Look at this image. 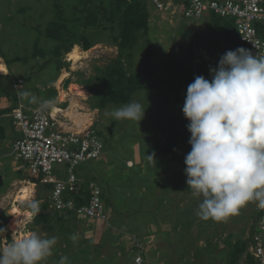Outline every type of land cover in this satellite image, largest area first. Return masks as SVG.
<instances>
[{"label": "rangeland", "instance_id": "374dc122", "mask_svg": "<svg viewBox=\"0 0 264 264\" xmlns=\"http://www.w3.org/2000/svg\"><path fill=\"white\" fill-rule=\"evenodd\" d=\"M142 1L147 6V16L139 19L138 26L141 25L132 31L133 38L124 42L123 14L109 20L115 0H0V59L2 63L7 60L13 69L3 85L8 90L10 85L13 98L28 91L37 97L34 105L39 106L42 99L53 100L56 107L64 110L69 100L57 104L64 82L56 84L63 72L68 73L71 84L80 89L75 90L79 112L89 115V125L84 129L98 134L103 141L102 157L91 168L89 162L83 163L76 173L87 181L93 179L101 188L106 212L112 207L110 217L117 218L120 213L124 217V226L118 224V231L105 228L107 221L98 225L80 218H76L78 223L66 220L61 226L53 224L51 230L41 229L31 223L28 205L35 200L40 206L43 197L39 195L44 192L37 185L31 186L32 196L24 203H16L17 191L28 183L32 185L33 179L26 174L25 164L17 160V182L10 185L8 178L1 179L6 164L0 162V229L4 230L0 232V251L15 239L36 233L42 238L57 239L53 255L43 264H59L61 257H67L70 264H130L138 249L145 252L147 264H233L228 255L232 246L224 244L225 238L229 237L233 244L250 237L256 223V203L248 204L226 222H216L198 215L202 197H195L192 190L183 191L181 186L173 191L175 184H186L185 169L182 179L179 172L191 151L189 121L182 111L187 87L198 75L211 80L210 67H217L221 56L238 46L225 38V23L221 20L220 25L206 19L187 20L179 13L155 12L149 0ZM92 14L96 20L90 25L87 21ZM48 22L65 24L67 40L82 52L78 65L67 58L72 48L68 52L55 50V43L45 35ZM259 26V35L264 37V23ZM35 44L38 48L33 47ZM111 66L121 72L123 69L125 78L134 86L124 101L103 103L94 80ZM17 78L23 80L22 89L14 88ZM51 88L55 93L50 92ZM70 93L69 99L73 97ZM132 101L145 107L140 122L115 121L109 114ZM53 116L62 130L78 131L68 117ZM13 159L11 155L9 160ZM54 169L65 176L63 165ZM14 205L22 212L19 220L14 222L9 217L2 221L3 212ZM94 235L103 237L100 244L104 247L95 260L81 255ZM243 263L244 259H240L237 264Z\"/></svg>", "mask_w": 264, "mask_h": 264}, {"label": "clouds", "instance_id": "9594fccd", "mask_svg": "<svg viewBox=\"0 0 264 264\" xmlns=\"http://www.w3.org/2000/svg\"><path fill=\"white\" fill-rule=\"evenodd\" d=\"M209 72L211 80L198 75L188 85L182 108L191 133L186 183L195 197H202L201 219L226 222L250 203L264 210V57L243 47L229 50ZM19 96L37 103L28 91ZM38 110L54 113L55 101H40ZM109 114L115 121L140 122L145 107L132 101ZM28 206L33 215L39 213L38 201ZM56 244L54 236L28 234L0 251V264H43ZM59 264L70 262L61 257Z\"/></svg>", "mask_w": 264, "mask_h": 264}, {"label": "built area", "instance_id": "2783aa9c", "mask_svg": "<svg viewBox=\"0 0 264 264\" xmlns=\"http://www.w3.org/2000/svg\"><path fill=\"white\" fill-rule=\"evenodd\" d=\"M155 12L179 13L187 20H200L211 14L223 20H232L237 41L255 56L264 57V38L258 26L264 23V0H149ZM256 45L257 48L254 46ZM19 79L15 89L22 86ZM20 136L11 145L15 160L25 164L31 177L40 176V184H51L46 200L50 208L58 212L86 220L106 221L107 212L101 188L95 181L85 184L78 179L76 170L83 163L96 161L103 155L101 137L88 129L62 130L59 120L51 112L29 110L21 103L10 114ZM132 165L131 162H127ZM56 165L65 167V177ZM85 190L84 203L77 205L76 196ZM75 195V197H74ZM80 196V195H79ZM255 230L248 247L255 264H264V210L255 208ZM131 264H147L142 251L132 256Z\"/></svg>", "mask_w": 264, "mask_h": 264}, {"label": "trees", "instance_id": "16d2710c", "mask_svg": "<svg viewBox=\"0 0 264 264\" xmlns=\"http://www.w3.org/2000/svg\"><path fill=\"white\" fill-rule=\"evenodd\" d=\"M146 7H147L146 4H144L142 0H115V9H114L112 16H110L109 20L113 21L116 15L120 13L123 14L122 37H123L124 42L129 41L131 40V38H133L131 34L133 30L139 29L138 27L141 25L140 23L138 26L139 19L145 18L147 16ZM210 17L217 25H220V20L223 21L225 23L224 24V28L226 32L225 38L229 42L235 43L236 46H238V48L243 47V45H241L237 41V32L235 30L232 20L231 22L225 21L217 16H214L213 14H211ZM95 20H96V17L92 14L91 16H89L87 23L90 25L95 24ZM257 28H258V33H259L260 26H258ZM66 33H67V27H65L64 23L48 22L46 24L45 35L51 38L52 41L55 43V50L64 49L66 52H68L72 48V46L75 45L73 44L72 41L67 40L69 37L66 36ZM119 43H122V40ZM33 47L38 48V45L36 46L35 44ZM87 49L88 48L86 47L83 50H87ZM55 52L58 53L60 51H55ZM6 62H5L6 65H9L8 64L9 62L7 60ZM124 74L125 73L123 69L121 72V69H116L115 66H111L109 70H107L106 73L100 74L99 77H97L94 80L95 81L94 85L97 89L96 92L98 93L97 95L102 98L103 103H106V102L118 103L128 98L130 89L132 86H134V84L130 79L125 78ZM19 79L21 78L16 79L15 82H17V80ZM23 84L24 83H22V85ZM103 91H104V94L102 93ZM50 92L55 93V90L51 88ZM15 95L16 96L14 99L17 105L16 107H18V105L21 103H25L27 106L36 107V105L30 102H26V100L22 102L19 94H15ZM24 107L26 108L25 105ZM27 175L30 176L28 173ZM31 178L33 179V183H35L37 187L40 188L42 192H44L43 195L42 194L39 195L40 198L41 196L43 197V202L39 206V209H40L39 213L33 217L32 223L34 225L39 226L41 229H44V230H51L55 226L53 224H59L58 226H61L60 224L66 220L76 221L77 217L71 215L68 212L61 213V212L55 211L54 209L50 208L48 201L44 200V197L47 198L48 193L51 191V188H52L51 184H44V185L40 184V181H39L40 176L31 177ZM79 195H78V198L77 196L75 198L77 205L84 203L82 196L86 198V196L88 195V192L85 190H82L79 193ZM4 218L5 217L2 214L1 215L2 221L4 220ZM5 222H6V219H5ZM254 230L255 229L253 228L251 229L250 237L247 240H237L233 244H231V242L229 241V237L225 238L224 244H226V246H232L231 251L228 253V255H230L231 263L237 264L238 260L244 259L243 264H255L254 258L248 252V247L251 241V237L254 234Z\"/></svg>", "mask_w": 264, "mask_h": 264}, {"label": "crops", "instance_id": "0c3cea01", "mask_svg": "<svg viewBox=\"0 0 264 264\" xmlns=\"http://www.w3.org/2000/svg\"><path fill=\"white\" fill-rule=\"evenodd\" d=\"M203 19H206V20H210L211 22H214L212 19H211V17H204V18H202V19H200V20H203ZM215 23V22H214ZM216 24V23H215ZM4 65L6 66V69H8L7 70V73H0V162H1V164L2 163H5L6 165V167L4 166V171H3V173L4 174H2L1 175V179L2 180H5L6 178H8V182L9 181H11L10 182V185H15L16 184V182H17V180H16V178L14 177L15 176V170H17L16 168H18L17 167V160H9L10 158H11V145H12V142L18 137V136H20V134H19V131H18V129H17V126H16V124H15V122L13 121V119L11 118V116H10V114H11V111L14 109V108H16V103H15V99L13 98V96H12V93H10V92H13V90L11 89V87H10V85H9V90L7 89L8 88V86H5V85H3V81H5V79L6 80H8L9 81V79H8V77H11V75H12V73H13V69L9 66V65H6V63H4ZM9 71V72H8ZM12 79V78H11ZM18 79V78H17ZM10 82H11V80H10ZM14 82V84H15V81H13ZM7 84V83H6ZM13 84V83H12ZM15 88V87H14ZM69 88V87H68ZM15 90V89H14ZM16 93V92H15ZM60 100L61 99H59L58 100V105H60V104H62V103H60ZM23 105H25L26 106V108L27 109H29V110H33V109H39V106H36V107H32V106H27L25 103H22ZM59 114H62V113H59ZM62 116H64L63 114H62ZM65 117V116H64ZM65 118H67V117H65ZM64 125L66 126V127H68L67 126V124H65L64 123ZM68 128H70V127H68ZM71 129V128H70ZM99 160V159H98ZM98 160H96V161H98ZM96 161H93V162H89V163H87V164H89V166H90V168L92 167V164L94 163V162H96ZM11 163V164H10ZM0 164V165H1ZM24 164V163H23ZM186 168V166H184V165H182L181 166V170H180V178L182 179V174H183V169H185ZM7 169V170H6ZM6 172L8 173V174H6ZM27 173V172H26ZM185 174V173H184ZM185 176H186V174H185ZM77 177H78V179H80L81 181H83L84 182V186H85V184L87 183V182H89V181H94L93 179L91 180V179H89V181H87V179H83V176L82 175H80V174H78L77 173ZM186 181H187V176H186ZM177 185V186H176ZM178 186L180 187H182V190L183 191H187V190H191V189H189V187H188V185H187V183L186 184H184L183 185V183H181V184H175V186L173 187V191H177V190H179V188H178ZM162 188H165V187H163L162 186ZM172 189V188H171ZM168 191V190H167ZM167 194V193H166ZM103 195V194H102ZM156 201V203L158 202L157 201V199L155 200ZM158 204V203H157ZM163 204V200H161L160 201V205H159V207H161V205ZM106 205V204H105ZM111 209H112V207H110L108 210H107V219L108 220H106L107 221V224H106V226H105V228H107V229H109L110 230V228H113L114 230H119L121 227L119 226V225H121V226H124L123 224H122V221H123V218L124 217H121V215L120 214H122V213H120V214H118L117 215V218H115L116 216H114V219L112 218V217H110V214H111ZM29 213H31V215L34 217L35 215H33V213H32V211L30 210V211H28ZM113 212H114V210H113ZM4 213V212H3ZM109 215V216H108ZM113 215V214H112ZM33 217H32V219L30 220L31 221V223L33 222ZM112 218V219H111ZM78 220V222H79V219H77ZM81 220H82V218H81ZM84 220H86V219H84ZM89 221V220H88ZM106 221H94V220H91L90 222H93V223H97L98 225L99 224H102L103 222H106ZM119 221H121V222H119ZM77 221H76V223H78ZM124 223V222H123ZM119 224V225H118ZM108 230V231H109ZM92 238L94 239L93 240V242L91 243V245L89 246V247H85V249H84V253L83 254H81V255H85V257H89V256H91V258L89 257V259H97L100 255H99V252H100V250L101 249H103L104 247L103 246H101L102 244H100V243H103V237L101 236H96V235H94V236H92ZM91 238V239H92ZM100 239V241L98 242V240ZM141 250V249H140ZM141 251H143V250H141ZM87 254V255H86ZM97 254V255H96ZM143 254L145 255V252H143ZM89 255V256H88ZM99 255V256H98ZM97 256V257H96ZM132 258V257H131ZM146 258V257H145ZM131 260V259H130ZM130 264H131V262H130Z\"/></svg>", "mask_w": 264, "mask_h": 264}, {"label": "bare ground", "instance_id": "6f19581e", "mask_svg": "<svg viewBox=\"0 0 264 264\" xmlns=\"http://www.w3.org/2000/svg\"><path fill=\"white\" fill-rule=\"evenodd\" d=\"M81 53L82 52L79 51L78 47L74 46L72 50L68 53L67 58L71 61V63H73V65H75L81 59ZM87 53L88 52H86L85 54L87 55ZM7 70L8 69H6V66L4 65V63H2L0 59V73H7ZM67 77H68V73L63 72V74H61L59 79H57L58 82L56 85L60 86ZM75 87L76 85L71 84L69 85V88L67 89V91H63V90L60 91V99H61L60 103H63L66 100H69V106L64 110L59 107H56V111L53 114L56 115V114L62 113L65 117H68V119L73 122L74 127H75L74 129H77L78 131H82L85 128V126H87L90 119H89V115L79 112V104L77 102L78 96H77L76 91L80 92V89L78 88L75 89ZM69 91L73 93V97H71L70 99H69V96H72V95L71 93L69 95ZM31 186L33 185L28 183V185L23 186L20 190L18 189L19 190L17 191L18 194L15 197L16 203H20V204L24 203L30 196H32V193L34 190H32ZM8 213L11 215L10 217L12 218V221L14 222H17L22 214L21 210L17 207V205H14L13 207H11Z\"/></svg>", "mask_w": 264, "mask_h": 264}, {"label": "water", "instance_id": "95a60500", "mask_svg": "<svg viewBox=\"0 0 264 264\" xmlns=\"http://www.w3.org/2000/svg\"><path fill=\"white\" fill-rule=\"evenodd\" d=\"M71 81H72L71 78H66V79L64 80V83H63V85H62V90H63V91H67L69 85L71 84ZM3 215H4L5 219H7V218H9V217L11 216V215L8 213V211H5V212L3 213Z\"/></svg>", "mask_w": 264, "mask_h": 264}]
</instances>
